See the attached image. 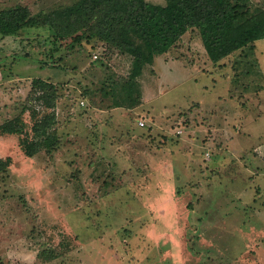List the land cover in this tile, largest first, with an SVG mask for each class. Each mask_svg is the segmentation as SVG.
Listing matches in <instances>:
<instances>
[{
    "label": "rangeland",
    "instance_id": "rangeland-1",
    "mask_svg": "<svg viewBox=\"0 0 264 264\" xmlns=\"http://www.w3.org/2000/svg\"><path fill=\"white\" fill-rule=\"evenodd\" d=\"M78 1L0 9L51 16ZM84 17L61 19L62 34L0 33V127L20 116L37 140L34 123L54 113L57 140L30 157L23 134L0 128V157L12 160L0 174V264H264V37L220 63L192 28L134 76L132 55ZM114 104L128 114L103 112ZM109 119L155 129L147 155L118 140L131 155L111 156Z\"/></svg>",
    "mask_w": 264,
    "mask_h": 264
},
{
    "label": "trees",
    "instance_id": "trees-1",
    "mask_svg": "<svg viewBox=\"0 0 264 264\" xmlns=\"http://www.w3.org/2000/svg\"><path fill=\"white\" fill-rule=\"evenodd\" d=\"M77 13L85 15L84 24L97 26L100 39L132 55L134 76L142 74L157 55L171 49L192 28L200 30L209 57L220 63L239 49L253 53L256 40L264 37V8L252 9L248 0H167L165 4L149 0H79L74 7L51 16L33 14L27 6L18 5L0 9V33L18 34L28 27L49 24L62 34L61 19L67 22ZM35 83L54 91L51 81L37 78ZM54 117V113H46L36 120L33 131L37 140L25 135L26 122L20 116L5 121L0 128L4 133L23 134L19 143L32 157L43 147L53 149L57 142L50 132ZM11 161L10 156L0 157V174L8 171Z\"/></svg>",
    "mask_w": 264,
    "mask_h": 264
},
{
    "label": "crops",
    "instance_id": "crops-1",
    "mask_svg": "<svg viewBox=\"0 0 264 264\" xmlns=\"http://www.w3.org/2000/svg\"><path fill=\"white\" fill-rule=\"evenodd\" d=\"M176 61H179V63H183L181 59H175ZM174 60H171L169 62H172ZM140 104V102H139ZM108 109H102L104 113H108L109 116H114L116 119L119 118L121 114L127 113L126 110L123 108L122 105L114 104L112 107H107ZM223 109L221 106L219 107ZM125 110V111H123ZM129 110H134L129 109ZM128 111V110H127ZM128 114V113H127ZM113 119V118H112ZM116 124V125H115ZM140 127H144L143 130H141ZM140 128V129H139ZM100 129L102 132L103 137L106 136L108 141L112 143L111 149L109 150V154L111 156H122L121 154L131 155L127 151L124 153H121L120 142H117L118 140H123L124 143L122 144L125 149H128L129 145H132L133 143H137L139 146V150H135V154L140 158L141 155L145 156L148 153V135L149 133H153L155 129H146V126H140L138 124H129L128 121L124 122H112L106 124H100ZM147 130L151 131L147 133ZM148 149V150H147ZM130 151L132 152L131 146ZM129 151V152H130ZM158 149H153V151H150L152 155L157 153ZM158 156V153H157Z\"/></svg>",
    "mask_w": 264,
    "mask_h": 264
},
{
    "label": "built area",
    "instance_id": "built-area-1",
    "mask_svg": "<svg viewBox=\"0 0 264 264\" xmlns=\"http://www.w3.org/2000/svg\"><path fill=\"white\" fill-rule=\"evenodd\" d=\"M96 57H97V55H96ZM145 123H146L145 120H143V119L139 120V125H145Z\"/></svg>",
    "mask_w": 264,
    "mask_h": 264
}]
</instances>
